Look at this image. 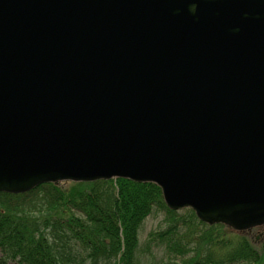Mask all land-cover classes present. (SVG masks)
Returning <instances> with one entry per match:
<instances>
[{
  "label": "water",
  "instance_id": "1",
  "mask_svg": "<svg viewBox=\"0 0 264 264\" xmlns=\"http://www.w3.org/2000/svg\"><path fill=\"white\" fill-rule=\"evenodd\" d=\"M112 179L264 226V0H0V193Z\"/></svg>",
  "mask_w": 264,
  "mask_h": 264
},
{
  "label": "trees",
  "instance_id": "2",
  "mask_svg": "<svg viewBox=\"0 0 264 264\" xmlns=\"http://www.w3.org/2000/svg\"><path fill=\"white\" fill-rule=\"evenodd\" d=\"M154 213H164L168 227L148 237V252L166 249L181 256L182 264H264V254L246 234L223 226L201 233L205 255L197 250L184 258L178 238L192 240L205 225L192 211L180 221L156 185L129 180L41 184L22 195L0 193V264H139L140 229ZM214 228L223 232H210Z\"/></svg>",
  "mask_w": 264,
  "mask_h": 264
},
{
  "label": "rangeland",
  "instance_id": "3",
  "mask_svg": "<svg viewBox=\"0 0 264 264\" xmlns=\"http://www.w3.org/2000/svg\"><path fill=\"white\" fill-rule=\"evenodd\" d=\"M60 184L68 185V184H73V183L62 182ZM74 184H76V183H74ZM35 188L32 189L31 191L35 190ZM3 194H8V193H3ZM24 194H26V193H24ZM10 195H22V194H10ZM177 213H178L177 214L178 217H183L180 221L186 220L184 217H187V215L191 216V211L189 209L180 210V211H177ZM166 222H168V221H167V218L165 217L164 213H154L152 216H150L148 219H146V221L143 223V225L140 229V233H139L140 244H139V249L137 252L139 264H173V263L182 264V261H181L182 257L181 256L168 254L166 249L156 250V248L155 249L151 248V251L148 252V237L152 233L162 232V231L166 230L168 227ZM197 222L198 221H196L195 225H191L192 230H194V231L197 229ZM205 226H207V228ZM205 226H198V230H197L198 235H195L194 239H192V240L187 239L186 241L183 242L181 239L178 238V241L180 242L181 246H183L184 249L186 248V250H184V251L187 254L186 253L184 254V258L194 256V254L197 250L200 251L203 255L206 254V251L202 247L203 246L202 245V239L200 238V236H203V234H201V233H204L205 230L209 231L208 228H211V227L208 225H205ZM184 230L189 231V230H186V228ZM219 230L220 229H218V228L217 229L214 228V230H211L210 232H212V233L218 232ZM220 231L223 232V230H220ZM260 232H261L260 230L258 231V229H256L253 232L247 234V236L250 240L256 239L259 236ZM224 234H226L228 237L235 236L234 234L229 233V232H228V234L227 233H224ZM228 239L234 240V238H228ZM228 239H224L222 241L219 240L217 242H221L220 244H222L223 242L228 241ZM193 240H194V242H193ZM235 240H237V239H235ZM253 247L258 252L260 251L261 253L264 254V241H261L260 243L255 244ZM167 254H168V256H166ZM177 256H178V258H177Z\"/></svg>",
  "mask_w": 264,
  "mask_h": 264
},
{
  "label": "flooded vegetation",
  "instance_id": "4",
  "mask_svg": "<svg viewBox=\"0 0 264 264\" xmlns=\"http://www.w3.org/2000/svg\"><path fill=\"white\" fill-rule=\"evenodd\" d=\"M261 235L264 237V229L262 230V233H261Z\"/></svg>",
  "mask_w": 264,
  "mask_h": 264
},
{
  "label": "bare ground",
  "instance_id": "5",
  "mask_svg": "<svg viewBox=\"0 0 264 264\" xmlns=\"http://www.w3.org/2000/svg\"><path fill=\"white\" fill-rule=\"evenodd\" d=\"M34 189V188H33ZM36 189V188H35Z\"/></svg>",
  "mask_w": 264,
  "mask_h": 264
}]
</instances>
